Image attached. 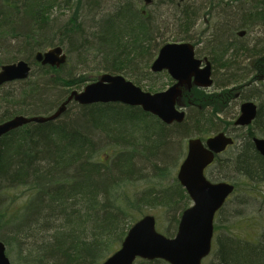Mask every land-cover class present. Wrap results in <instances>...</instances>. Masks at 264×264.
Masks as SVG:
<instances>
[{"label": "trees", "instance_id": "16d2710c", "mask_svg": "<svg viewBox=\"0 0 264 264\" xmlns=\"http://www.w3.org/2000/svg\"><path fill=\"white\" fill-rule=\"evenodd\" d=\"M193 1L111 0L104 7L102 0H0V67L20 59L32 65L29 78L0 85V90L12 85L0 97V122L51 114L74 88L103 73L122 74L136 84L153 81L152 62L170 38L164 12L151 10L152 4L170 6L173 41L199 45L197 55L204 51L201 58L212 64V86L220 88L186 91L183 122L166 124L123 103L71 101L59 118L1 136L0 239L13 264H102L151 209L158 228L169 237L177 233L191 203L175 175L185 157L184 140L230 131L233 120L221 116L230 102L250 99L243 96L246 88L264 89V42L244 40L264 25V0H206L202 6ZM73 6L69 18L57 14ZM80 13L89 18L88 26ZM201 18L205 27L196 29ZM56 45L68 51L60 67L35 59ZM75 52L85 67L92 56L91 73L69 70L68 54ZM245 60L251 69L243 66ZM249 128L240 147L228 148L211 165L223 168L236 185L235 201L244 205L256 198L248 188L241 191L240 182L264 181V157L252 139L264 137V99ZM244 221L248 227V218ZM133 264L170 263L138 258ZM204 264H264V225L254 239L227 229L219 233Z\"/></svg>", "mask_w": 264, "mask_h": 264}, {"label": "water", "instance_id": "95a60500", "mask_svg": "<svg viewBox=\"0 0 264 264\" xmlns=\"http://www.w3.org/2000/svg\"><path fill=\"white\" fill-rule=\"evenodd\" d=\"M148 3L152 0H146ZM241 31L240 35H244ZM152 63L154 72L167 70L175 83L161 92H149L122 74L103 73L82 90H73L51 115H15L0 123L1 136L11 133L23 124L53 121L63 115L71 101L82 105L93 103L118 102L138 106L156 115L161 121L172 124L183 122L185 110L182 96L186 89L194 86L211 87L213 84L212 64L208 57L201 59L195 53V45L190 42H169L162 46ZM36 60L52 67H60L67 61V54L60 45L40 51ZM31 65L20 59L18 62L3 64L0 68V85L14 80L27 79L31 75ZM241 113L236 120L239 126H247L257 118L259 106L252 101L241 104ZM187 156L178 170V180L187 189L193 203L180 217L178 232L168 237L157 230L156 217L147 214L138 219L127 231L122 245L102 264H133L138 257L146 260L164 259L170 264H203L212 252L215 214L234 192L235 184L228 181H211L205 169L213 163L216 155L221 154L234 143L233 137L224 131L210 136L206 142L190 138ZM256 150L264 156V138L254 137ZM0 264H13L7 255V248L0 239Z\"/></svg>", "mask_w": 264, "mask_h": 264}, {"label": "rangeland", "instance_id": "374dc122", "mask_svg": "<svg viewBox=\"0 0 264 264\" xmlns=\"http://www.w3.org/2000/svg\"><path fill=\"white\" fill-rule=\"evenodd\" d=\"M206 0H195L191 3H194L196 6H202L204 5V2ZM102 2H104V7H106V5H110L112 2L111 0H102ZM190 3V2H189ZM162 4V3H160ZM160 4H152L150 5V9L154 10V11H162L164 12V17L161 18L164 22V27H166L168 29V32H166L165 36L169 37V42H172L174 40V38H172V34H174V29L176 26H174V18L171 15L172 14V10L170 8V6L168 5H160ZM249 4V3H248ZM160 5V6H159ZM149 9V10H150ZM74 11V6L72 8V10L70 8H64L62 9L61 13L59 14L60 11L57 12L58 15H61V17L63 16L64 19H67L71 16V14ZM83 12V11H82ZM81 14V18H80V22L85 21L84 25L88 26L89 24L86 22L89 21V18L85 15V14ZM202 22V18L199 21V25H197L195 28L199 29V28H204L205 26L200 25V23ZM194 29V30H196ZM193 30V33H194ZM245 42H247L248 44H254L257 40H261L260 43L264 42V25H261L260 27L255 28V30L251 33H249V35H247L244 38ZM67 46H65V51L68 53L67 51ZM199 45L196 46V49L198 50ZM204 51L203 52H199V57H203L204 55ZM92 55V54H90ZM243 57V55H242ZM88 58V63L90 66H86L81 63L79 61V55H77V53L75 52L74 54H68V59L70 60L69 62V70L71 72H90L91 70H87L90 67L93 68L94 66L90 64V61L92 59V56H87ZM250 62L248 60L243 61V66H248L247 69H251V67L248 65ZM37 69V68H36ZM223 72V71H222ZM222 72H220L221 75ZM251 73V72H250ZM252 74V73H251ZM154 79L153 81H150L148 79H144L142 81L141 84H138L142 89L150 91V92H161L164 91L166 89H168L175 81L173 80V78L168 74L167 71H163L162 73H155L154 74ZM264 82V81H263ZM13 85H17L20 86L19 84H13ZM12 85L7 86L3 89L0 90V97L6 93V91H8ZM79 90V88H74L73 90ZM82 89V88H81ZM220 88H216V86H212L206 90H209L210 92H213L214 90H219ZM243 96L244 95H248L250 96L249 100H255L259 105L261 104V101H263L264 99V89H257L255 87L252 86V88H246L243 91ZM243 100H246L245 98H241L239 99L238 97L233 100L232 102H230L229 105V110L225 113L222 114V118L231 121V120H235L234 117H236L240 111V104ZM219 101L217 103L218 107L220 105ZM3 112V108L0 107V115ZM256 130V128H255ZM226 131V130H225ZM231 133H233L236 136L237 139V143L236 145L233 147L232 146V150H236L238 147H240V145L243 143L244 139L243 137L246 135V133L248 132L247 128H243V130H234L231 129L230 130ZM216 132H210L207 135H199L202 138H206L209 137L212 134H215ZM195 135V134H194ZM193 135V136H194ZM198 136V137H199ZM187 139L184 140V144L182 146V151L183 153H186L187 150ZM233 152V151H232ZM228 155L224 154L223 157H227ZM219 165H213L211 166V168H209L206 171V174H208V178L212 181H229L230 182V178H226L224 177V170L223 168ZM177 171L178 169L175 171V175H177ZM241 183V191H243V189L248 188L249 191L251 192V194L254 195V198H247L248 204L244 205L241 202L235 201V196L231 197L227 203L224 205V209H222V211H220L215 217V225H219L220 227L217 229L216 228V232H215V242L213 245V251L215 252V248H216V237L219 233H223L227 230H231V232H234L236 235L240 236V237H246V238H256V236L259 233V230H261V228L264 225V181L262 180H256L251 182H247V183ZM244 195V194H243ZM193 203L192 199H191V204ZM149 213L155 214L154 209H151L148 211ZM237 212H240V214L238 216H235V214ZM234 214V215H233ZM142 217V216H141ZM243 219H240V218ZM246 218H248V223L249 226L247 227V221L245 222L244 219L246 220ZM158 224V223H157ZM158 226V225H157ZM158 230L162 231L165 235H167V233L159 226V228L157 227ZM168 236V235H167ZM206 263V262H205Z\"/></svg>", "mask_w": 264, "mask_h": 264}, {"label": "flooded vegetation", "instance_id": "af4514ba", "mask_svg": "<svg viewBox=\"0 0 264 264\" xmlns=\"http://www.w3.org/2000/svg\"><path fill=\"white\" fill-rule=\"evenodd\" d=\"M193 89V88H192ZM191 89V90H192ZM191 90H189V91H191ZM232 102V101H231ZM243 102V101H242ZM241 102V103H242ZM230 105V104H229ZM229 105H228V107H229ZM240 106H241V104H240ZM242 107V106H241ZM241 107H240V111H239V113H238V115L236 116V117H234L235 118V120H233V123H232V125H231V128H230V130L231 129H234V130H243V128H247V129H250L249 127L250 126H252L253 124H250L249 126L247 125V126H239V125H237L236 124V120L238 119V116L240 115V113H241ZM254 131V130H253ZM226 132H228L227 134H229V136H231V137H233V139H235V142L232 144V146H235L236 145V143H237V139H236V136L233 134V133H231L230 131H226ZM248 133V132H247ZM247 133H246V135H247ZM246 135L244 136V137H246ZM243 137V138H244ZM254 137H261V136H259V135H254ZM254 137L252 138L253 139V142H254ZM261 138H264V137H261ZM231 146V147H232ZM230 147V148H231ZM256 148V147H255ZM217 156H220V155H217Z\"/></svg>", "mask_w": 264, "mask_h": 264}]
</instances>
